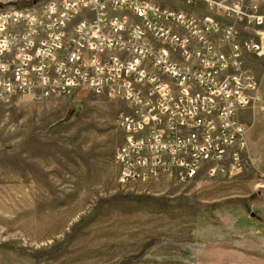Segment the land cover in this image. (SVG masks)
Returning a JSON list of instances; mask_svg holds the SVG:
<instances>
[{
	"label": "built area",
	"instance_id": "1",
	"mask_svg": "<svg viewBox=\"0 0 264 264\" xmlns=\"http://www.w3.org/2000/svg\"><path fill=\"white\" fill-rule=\"evenodd\" d=\"M3 7L0 101L85 90L120 103L119 183L186 182L254 166L240 114L260 109L264 119L249 58L264 60V0H42Z\"/></svg>",
	"mask_w": 264,
	"mask_h": 264
},
{
	"label": "rangeland",
	"instance_id": "2",
	"mask_svg": "<svg viewBox=\"0 0 264 264\" xmlns=\"http://www.w3.org/2000/svg\"><path fill=\"white\" fill-rule=\"evenodd\" d=\"M249 58L264 96V60ZM107 101L85 90L0 101V264H264L261 110L245 116L252 168L121 184L107 163L120 103Z\"/></svg>",
	"mask_w": 264,
	"mask_h": 264
},
{
	"label": "crops",
	"instance_id": "3",
	"mask_svg": "<svg viewBox=\"0 0 264 264\" xmlns=\"http://www.w3.org/2000/svg\"><path fill=\"white\" fill-rule=\"evenodd\" d=\"M109 102L111 101H107V106H109ZM116 109H118V107H116ZM116 113L117 111L114 109L113 113L107 115V163L111 164V168L108 169V173H109V177H114V178L117 177L116 174L118 173L119 166L115 161L116 146L113 143V139L117 138V141L121 140V135L118 132L116 128V124H115ZM247 113L248 111H243L240 114V116L244 124L247 126V128L249 127V131L250 130L252 131V128H253L252 125H250L245 120V116L247 115ZM112 144H114V147Z\"/></svg>",
	"mask_w": 264,
	"mask_h": 264
}]
</instances>
